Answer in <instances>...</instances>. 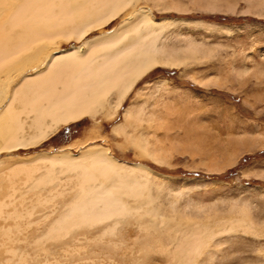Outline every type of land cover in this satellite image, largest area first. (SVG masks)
I'll return each mask as SVG.
<instances>
[{"label":"rangeland","instance_id":"rangeland-1","mask_svg":"<svg viewBox=\"0 0 264 264\" xmlns=\"http://www.w3.org/2000/svg\"><path fill=\"white\" fill-rule=\"evenodd\" d=\"M141 7L164 22L165 50L183 64L141 78L111 118L85 117L36 147L0 153V199L10 192L8 179L27 192L21 170L43 167L34 161L41 154L103 149L122 164L143 168L135 172L154 211L111 232L105 225L80 231L48 262H30L264 264V0H138L86 40L116 30L126 13ZM119 126L127 127L125 135ZM60 178L56 190L63 195L39 213L49 215L48 224L72 197L70 178ZM48 191L32 194L50 199ZM13 225L0 221V227ZM198 229L203 241L193 251L188 234Z\"/></svg>","mask_w":264,"mask_h":264},{"label":"bare ground","instance_id":"bare-ground-1","mask_svg":"<svg viewBox=\"0 0 264 264\" xmlns=\"http://www.w3.org/2000/svg\"><path fill=\"white\" fill-rule=\"evenodd\" d=\"M137 1L0 0V153L36 147L85 117L105 113L111 118L141 78L156 68L183 64L166 52L164 22L155 21L146 7L126 13L116 30L86 40ZM72 40L75 44L61 49V42ZM125 129L116 131L125 135ZM34 161L43 167L21 170L29 180L23 184L27 192L8 179L10 192L0 199V221L14 222L0 227V257L6 256L1 264H31L39 257L48 262L62 241H73L80 231L105 225L111 232L131 217L154 211L135 172L143 168L122 164L106 150L41 154ZM41 169L39 178L30 177ZM65 175L72 197L48 224L49 215L39 213L63 195L56 188ZM47 189L50 199L32 194ZM203 236L202 229L188 234L193 251Z\"/></svg>","mask_w":264,"mask_h":264}]
</instances>
